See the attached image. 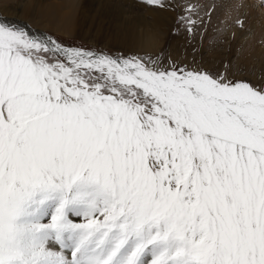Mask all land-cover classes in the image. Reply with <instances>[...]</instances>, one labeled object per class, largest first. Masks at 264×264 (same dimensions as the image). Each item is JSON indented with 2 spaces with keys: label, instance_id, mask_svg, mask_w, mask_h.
I'll list each match as a JSON object with an SVG mask.
<instances>
[{
  "label": "snow or ice",
  "instance_id": "6c2138e0",
  "mask_svg": "<svg viewBox=\"0 0 264 264\" xmlns=\"http://www.w3.org/2000/svg\"><path fill=\"white\" fill-rule=\"evenodd\" d=\"M0 264H264V83L0 15Z\"/></svg>",
  "mask_w": 264,
  "mask_h": 264
},
{
  "label": "bare ground",
  "instance_id": "6f19581e",
  "mask_svg": "<svg viewBox=\"0 0 264 264\" xmlns=\"http://www.w3.org/2000/svg\"><path fill=\"white\" fill-rule=\"evenodd\" d=\"M260 2L264 4V0ZM181 10L174 0H0V15L28 23L37 31L43 29L35 26L81 37L94 35L95 42L136 51L139 58L153 62L165 59L166 49L171 51V59L177 53L182 56L188 39L179 32L177 24L179 18L186 17L193 21L189 23V34L191 30L195 33L205 29L203 45L212 36L210 33L226 36L225 47H232L236 55V61L230 62L229 75L237 76L241 70L248 73L254 65L256 73L261 72L264 11L262 15L255 13L249 0H230L220 13L195 0L187 16ZM176 31L179 34L175 35ZM154 43L157 44L150 47ZM141 50L146 55H141ZM230 53L228 50L227 54ZM213 60L215 64L219 59ZM252 79L257 82L255 76Z\"/></svg>",
  "mask_w": 264,
  "mask_h": 264
},
{
  "label": "rangeland",
  "instance_id": "374dc122",
  "mask_svg": "<svg viewBox=\"0 0 264 264\" xmlns=\"http://www.w3.org/2000/svg\"><path fill=\"white\" fill-rule=\"evenodd\" d=\"M162 1H164V0H162ZM195 1L201 2V3H204L205 5H207L210 8V11L212 10L213 12H216V13H218V11H219V13H220L225 9V7L228 5L230 0H195ZM174 2L181 6V8H182L181 11L184 15L187 16L189 14V12H192L194 0H174ZM249 2L251 4V8L254 9L255 13H258L260 15L263 14L264 9L261 8L260 6L264 7V4L262 5L260 0H249ZM222 5H223V7H222ZM217 6H219V8ZM179 20H180V23L177 24L181 28V29L179 28V32L182 34L183 37L185 36L184 38L188 39V44L184 48V50L182 51V56L178 57V53H177V55L174 56V59H171V58H173L172 53H171V51L169 52V50L166 49L165 50V59L158 60L155 62H161L162 61L163 64H168V63H171L174 61L177 64L187 65L188 67H191V68H198L200 70L207 71V72H210L213 74H222L224 72L229 74L228 71L230 69V62L234 63L236 61V55H235L234 49L232 47H230L229 49L227 47H225V45H226L225 43L227 41L226 36L225 35L219 36V35H214V34L210 33V35H212V36L208 37L206 44L203 45L202 42H203V40L206 39V36H207L205 29L203 28V30H200V29L196 28L197 32L193 33L191 30V34H189V25L193 24V21H191L190 19H187L186 17L179 18ZM35 28H38L41 30L43 29L42 31L53 34L58 39L64 41L65 43H67L71 46L91 48V49H96V50H101L104 52H110V53H116V54H118L121 51H126L129 55L139 58V56H136L137 55L136 51L123 50V49H119V48H116V47L111 46V45L102 44L98 41L95 42L96 38L94 35L81 37L78 35L75 36L73 34L69 35V34L58 32V31H54L51 28L44 29V28H40V27H36V26H35ZM176 34H179L178 31H176L175 35ZM90 37H91V39H90ZM189 37H190V39H189ZM93 38H95V39L93 40ZM216 38L218 39V41ZM157 40H159V39H157ZM216 43H218L220 45L219 49L216 48V45H215ZM156 44L157 43H154L150 47H154ZM189 45H190V47L188 48ZM228 50H231L230 54H227ZM186 52L188 54H186ZM191 52H192V55H191ZM141 53H143L142 50H141ZM141 55H146V53H143ZM217 58L219 60L216 61L214 64L213 59H217ZM260 71L261 72L256 73V65H254V67L248 73L244 72V70H241V72H239L240 74H238L237 77H240V78L246 77L249 80L256 82V80L252 79V77L255 76L257 79V83H264V64H262Z\"/></svg>",
  "mask_w": 264,
  "mask_h": 264
}]
</instances>
